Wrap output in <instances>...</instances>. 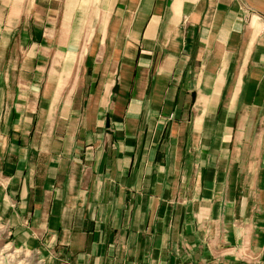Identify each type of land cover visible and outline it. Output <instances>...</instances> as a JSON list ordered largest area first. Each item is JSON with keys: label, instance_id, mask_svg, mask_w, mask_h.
Segmentation results:
<instances>
[{"label": "crops", "instance_id": "0c3cea01", "mask_svg": "<svg viewBox=\"0 0 264 264\" xmlns=\"http://www.w3.org/2000/svg\"><path fill=\"white\" fill-rule=\"evenodd\" d=\"M0 264H264V0H0Z\"/></svg>", "mask_w": 264, "mask_h": 264}, {"label": "rangeland", "instance_id": "374dc122", "mask_svg": "<svg viewBox=\"0 0 264 264\" xmlns=\"http://www.w3.org/2000/svg\"><path fill=\"white\" fill-rule=\"evenodd\" d=\"M74 53H75V51H74ZM73 59L75 58V54H73V57H72ZM77 68H73V67H70V71L71 70H76Z\"/></svg>", "mask_w": 264, "mask_h": 264}]
</instances>
